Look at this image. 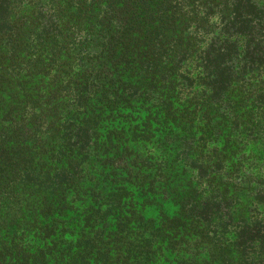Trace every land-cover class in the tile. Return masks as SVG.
Wrapping results in <instances>:
<instances>
[{
	"label": "trees",
	"instance_id": "1",
	"mask_svg": "<svg viewBox=\"0 0 264 264\" xmlns=\"http://www.w3.org/2000/svg\"><path fill=\"white\" fill-rule=\"evenodd\" d=\"M175 263L264 264V0H0V264Z\"/></svg>",
	"mask_w": 264,
	"mask_h": 264
},
{
	"label": "rangeland",
	"instance_id": "2",
	"mask_svg": "<svg viewBox=\"0 0 264 264\" xmlns=\"http://www.w3.org/2000/svg\"><path fill=\"white\" fill-rule=\"evenodd\" d=\"M188 178L184 177V182L187 183ZM145 214L148 216H154L155 214V209L153 207H146ZM213 251V250H212ZM166 258L169 260H173L177 256V251H168L167 254H165ZM181 256V255H180ZM207 256V250L202 251L201 257H206ZM177 264V263H175Z\"/></svg>",
	"mask_w": 264,
	"mask_h": 264
}]
</instances>
